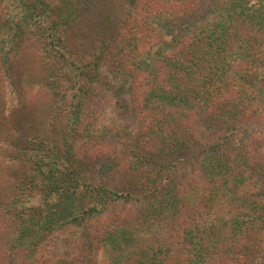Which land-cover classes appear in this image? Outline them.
I'll list each match as a JSON object with an SVG mask.
<instances>
[{"label": "trees", "instance_id": "trees-1", "mask_svg": "<svg viewBox=\"0 0 264 264\" xmlns=\"http://www.w3.org/2000/svg\"><path fill=\"white\" fill-rule=\"evenodd\" d=\"M0 81V264H264V0H0Z\"/></svg>", "mask_w": 264, "mask_h": 264}, {"label": "rangeland", "instance_id": "rangeland-1", "mask_svg": "<svg viewBox=\"0 0 264 264\" xmlns=\"http://www.w3.org/2000/svg\"><path fill=\"white\" fill-rule=\"evenodd\" d=\"M52 4H55L58 2V0H46ZM23 72H24V75H25V70L23 69ZM36 72V71H34ZM101 72L102 74L107 77V78H104L102 77V80L104 82L108 81L113 84L116 83L117 81L116 80H113L112 77H111V74H110V71L107 70L106 66L103 65L102 68H101ZM24 82V81H23ZM1 84L2 81H0ZM103 86H106L105 83L102 84ZM106 94L108 95V103L107 105L105 106V104H101V108H102V111H100V118H101V121H104L106 122L107 124L110 125L111 129L113 130L114 129V126L116 127L117 125L119 124H122L124 123V121H126L125 119V116H123L122 114V107H120V105H122L123 103L120 102L119 104L115 102L114 100V97L112 96L113 95V89H107L106 88ZM2 93V92H1ZM3 94V93H2ZM126 98H128V95L125 94L124 95ZM27 107L29 108V104L27 105ZM38 108V107H37ZM37 108L35 109V111L37 110ZM185 170H188L190 168V166H186L184 167ZM132 245V244H131ZM130 247V244L128 245ZM117 249V248H116ZM106 249L104 251H101L100 254H99V258H98V261L100 262V264H102V262H105L107 261V259L114 255L115 253H117L118 249Z\"/></svg>", "mask_w": 264, "mask_h": 264}]
</instances>
